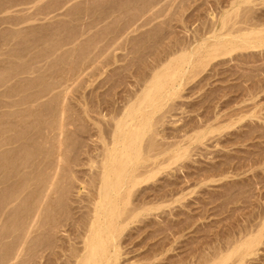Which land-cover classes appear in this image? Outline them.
<instances>
[{"label": "rangeland", "instance_id": "1", "mask_svg": "<svg viewBox=\"0 0 264 264\" xmlns=\"http://www.w3.org/2000/svg\"><path fill=\"white\" fill-rule=\"evenodd\" d=\"M262 21L264 0H0V264H64L82 245L113 116L177 63L187 70L152 118L170 149L130 204L162 207L121 232V264H198L264 228V47L237 38ZM218 41L227 47L214 52ZM41 174L56 185L30 206L61 198L53 204L62 221L28 232ZM263 233L251 264H264Z\"/></svg>", "mask_w": 264, "mask_h": 264}, {"label": "bare ground", "instance_id": "2", "mask_svg": "<svg viewBox=\"0 0 264 264\" xmlns=\"http://www.w3.org/2000/svg\"><path fill=\"white\" fill-rule=\"evenodd\" d=\"M263 16V15H262ZM261 16V17H262ZM258 18V17H257ZM261 20V19H260ZM261 22V21H260ZM263 22V21H262ZM223 23V22H222ZM253 24V23H252ZM264 24V22H263ZM251 25V24H250ZM255 25V24H254ZM259 26V25H258ZM250 27V28H249ZM242 36L237 37L241 43L247 48H260L264 47V27L251 28L249 26ZM221 28V27H220ZM239 30V29H238ZM241 30V29H240ZM263 33V34H262ZM230 34V33H229ZM221 38V36H219ZM235 38V39H237ZM208 39V38H207ZM212 39V38H211ZM218 39V38H217ZM225 39V35L222 36ZM220 39V40H221ZM234 43V41H232ZM237 42V41H236ZM231 43V42H230ZM241 45V44H240ZM214 52H221L219 49L225 46L223 41H218L214 45ZM223 46V47H222ZM227 47V46H225ZM212 48V47H211ZM213 48V49H214ZM236 48V46H235ZM212 50V49H211ZM223 50L222 52H224ZM213 52V50H212ZM104 53V52H103ZM97 55V54H96ZM103 56V55H102ZM81 57V56H80ZM177 57V56H176ZM175 58L169 61V65ZM183 56L177 57L182 60ZM91 58V57H90ZM97 58V57H96ZM163 60V59H162ZM179 60V61H180ZM90 61V60H89ZM95 61V60H94ZM177 62V61H175ZM195 63V62H194ZM188 64V63H187ZM190 64V63H189ZM76 65V64H75ZM79 65V64H78ZM84 65V64H83ZM176 65V64H174ZM181 65V64H180ZM77 66V65H76ZM179 64L174 67L171 72H164V68L154 72L150 81H147V86L143 89L136 101H133L123 112H115L113 119L116 121L113 125V130L109 140L103 141L102 159L100 161V171L97 179L99 182L94 184L95 190L93 191L92 199H90L92 207L90 209V216L83 227L80 234L81 246L72 247L71 254L64 264H121V244H119V237L121 232L129 225L132 220H136L141 211L152 209H159L162 207L160 204H152L149 207L131 206V198L135 187L141 183L145 178L155 173L157 165L161 164L157 161L158 156L165 154L169 151L170 147L158 143L156 136V129L154 124H157L152 118L154 112L159 107L161 110L162 103L169 97L179 86V79L182 77L183 68L179 69ZM186 66V65H185ZM172 67V66H171ZM170 67V68H171ZM183 67V66H182ZM88 68V67H87ZM167 69V67H166ZM165 69V70H166ZM99 70V69H98ZM187 70V69H186ZM184 70V72H186ZM79 71V70H78ZM103 71V70H102ZM84 72V71H83ZM94 74V73H93ZM185 74V73H184ZM96 75V74H95ZM146 75V74H145ZM80 77V76H79ZM77 79V78H76ZM181 81V80H180ZM186 81V80H185ZM79 83V82H78ZM114 84V83H113ZM104 86V85H103ZM78 97V96H77ZM131 98V97H130ZM171 98V97H170ZM169 98V99H170ZM77 99V98H76ZM79 99V98H78ZM61 101V100H60ZM106 102V101H105ZM52 103V102H51ZM83 103V102H82ZM56 104V103H55ZM58 104V103H57ZM128 104V103H127ZM44 105V104H43ZM114 105V104H113ZM172 105V104H171ZM42 106V105H41ZM40 106V107H41ZM76 106V105H75ZM67 107V106H66ZM112 107V105H111ZM118 108V107H117ZM169 108V107H168ZM178 108V107H177ZM176 108V110H177ZM31 109V108H30ZM33 109V108H32ZM48 109V107H47ZM63 109V108H62ZM67 109V108H66ZM91 109V108H90ZM35 110V109H34ZM37 110V109H36ZM52 110V109H51ZM110 110V109H109ZM118 110V109H117ZM167 110V109H166ZM172 110V109H171ZM40 111V110H39ZM56 111V110H55ZM78 111V110H77ZM93 111V110H92ZM111 111V110H110ZM170 111V110H169ZM63 112V111H62ZM81 112V111H80ZM158 112V109H157ZM33 113V112H32ZM58 113V112H57ZM79 113V112H78ZM29 114V113H28ZM90 114V113H89ZM119 114V115H118ZM120 114L122 116L120 117ZM34 115V114H33ZM49 116V115H48ZM26 117V116H25ZM78 117V116H77ZM163 117V116H162ZM31 118V117H29ZM171 118V117H170ZM62 119V118H61ZM78 119V118H77ZM83 119V118H82ZM81 119V120H82ZM35 120V119H34ZM38 120V119H37ZM171 120V119H170ZM46 121V120H45ZM79 121V119H78ZM203 121V120H202ZM205 121V120H204ZM208 121V120H207ZM77 122V121H76ZM86 122V121H85ZM109 122V121H108ZM42 123V122H41ZM53 123V121H52ZM55 123V122H54ZM82 123V122H81ZM163 123V122H162ZM12 124V123H11ZM16 124V123H15ZM14 124V125H15ZM109 124V123H108ZM24 125V124H23ZM34 125V123H33ZM44 125V124H43ZM18 126V125H17ZM50 126V125H48ZM76 126V125H75ZM82 126V125H81ZM90 126V125H89ZM156 126V125H155ZM21 127V126H20ZM24 127V126H23ZM62 127V126H61ZM79 127V126H78ZM91 127V126H90ZM99 127V126H98ZM197 127V126H196ZM30 128V126H29ZM35 128V127H34ZM44 128V127H43ZM81 128V127H80ZM15 129V128H13ZM78 129V128H77ZM86 129V128H85ZM23 130V129H22ZM21 130V131H22ZM48 130V129H47ZM52 130V129H51ZM66 130V129H65ZM104 130V129H103ZM188 130V129H187ZM26 131V130H25ZM108 131V130H107ZM35 132V131H34ZM45 132V130H44ZM52 132V131H51ZM65 132V131H64ZM77 132V131H76ZM50 133V132H49ZM34 134V133H33ZM44 134V133H43ZM82 134V133H81ZM168 134V133H166ZM36 135V134H35ZM55 135V134H54ZM66 135V134H65ZM90 135V134H89ZM45 136V135H44ZM70 136V133H69ZM41 137V136H40ZM54 137V136H53ZM52 137V138H53ZM73 137V136H72ZM102 137V136H101ZM148 137V139H147ZM169 137V136H168ZM37 138V137H36ZM97 138V137H96ZM95 138V139H96ZM42 139V138H41ZM47 139V138H46ZM45 139V140H46ZM56 139V138H55ZM108 139V138H107ZM44 140V138H43ZM40 141V140H39ZM167 141V140H166ZM169 141V140H168ZM44 142V141H43ZM83 142V141H82ZM51 143V142H50ZM62 143V142H61ZM168 143V142H167ZM28 144V143H26ZM44 144V143H43ZM68 144V143H67ZM81 144V143H80ZM42 145V144H41ZM184 145V144H183ZM31 146V145H30ZM33 146V145H32ZM57 146V145H56ZM55 146V147H56ZM66 146V145H65ZM77 146V145H76ZM179 147V144L177 145ZM23 147V146H22ZM66 148V147H65ZM28 149V148H26ZM91 149V148H90ZM35 150V149H34ZM54 151V150H53ZM21 152V151H20ZM91 152V151H90ZM18 153V152H17ZM63 153V152H62ZM78 153V152H76ZM44 154V153H43ZM12 155V154H11ZM29 155V154H28ZM45 155V154H44ZM94 155V154H93ZM172 155V154H171ZM183 154H178V156ZM31 156V155H30ZM75 156V155H74ZM175 156V155H174ZM177 156V157H178ZM12 157V156H11ZM32 157V156H31ZM63 157V156H62ZM72 157V156H71ZM17 158V157H16ZM19 158V157H18ZM17 158V159H18ZM22 159V158H21ZM4 160V159H3ZM55 161V160H54ZM169 161V160H168ZM7 162V160H6ZM65 162V161H64ZM82 162V161H81ZM157 162L159 164H157ZM9 163V162H8ZM81 164V163H80ZM79 164V165H80ZM5 165V163H4ZM14 165V164H13ZM65 165V164H63ZM67 165V164H66ZM62 166V165H61ZM70 166V165H69ZM56 167V166H55ZM54 167V168H55ZM29 168V167H28ZM71 169V168H70ZM59 170V169H56ZM30 171V170H29ZM72 171V170H71ZM56 172V171H55ZM59 172V171H58ZM27 173V172H26ZM30 173V172H29ZM49 174V173H48ZM51 174V173H50ZM58 174V173H57ZM41 174L40 188L35 189L37 192L30 194L28 197L27 215L24 220L27 231L30 232L35 224L37 229L42 230L52 226L59 227L58 224H53V221L58 219L60 214L57 210L54 211L57 202L48 201L47 205L39 206L34 209L30 205L35 198V194L41 192V195L36 194V197L43 196V192L47 191L52 185L51 177ZM65 174L64 176H66ZM77 175V174H76ZM28 176V175H27ZM39 176V175H38ZM46 176V177H45ZM71 177V176H70ZM74 177V176H73ZM94 177V176H93ZM153 177V176H152ZM50 178V179H48ZM69 178V177H68ZM62 179V178H61ZM53 180V179H52ZM92 180V179H91ZM94 180V179H93ZM60 181V180H59ZM74 181V180H73ZM26 182V181H25ZM42 182V183H41ZM64 182V181H63ZM69 182V181H68ZM86 183V182H85ZM66 184V183H65ZM64 184V185H65ZM93 185V184H92ZM17 186V185H16ZM60 186V185H59ZM68 186V185H67ZM151 186V185H150ZM169 186V185H168ZM26 187V186H25ZM61 188V186H60ZM67 188V187H66ZM184 188V187H183ZM65 189H63L64 191ZM72 190V189H71ZM31 192V191H30ZM65 192V191H64ZM61 192V193H64ZM178 192V191H177ZM46 193V192H45ZM161 193V192H160ZM34 194V195H33ZM29 195V194H28ZM63 195V194H62ZM146 195V194H145ZM154 195V194H153ZM156 196V195H155ZM163 196V195H162ZM173 196V195H172ZM86 197V196H85ZM138 197V196H137ZM88 198V196H87ZM40 200L39 198H37ZM36 199V200H37ZM43 199V198H42ZM50 200V199H49ZM138 200V199H137ZM149 201V199H147ZM168 200V199H167ZM26 201V202H27ZM41 201V200H40ZM154 201V200H153ZM25 202V203H26ZM42 202V201H41ZM58 203L54 205L53 203ZM63 202V201H61ZM134 202V201H133ZM137 202V201H136ZM141 202V201H140ZM147 202V201H146ZM151 202V200H150ZM34 203L33 205H35ZM39 204V203H38ZM32 205V206H33ZM42 205V204H41ZM146 205V204H145ZM170 206V204H168ZM131 206V207H130ZM89 208V207H88ZM66 210V209H65ZM62 211V210H61ZM86 211V210H85ZM148 212V211H147ZM168 212V211H167ZM19 213V212H18ZM14 215V214H13ZM71 215V214H70ZM60 216V215H59ZM83 216V215H82ZM16 217V216H15ZM58 217V218H57ZM156 217V216H155ZM65 218V217H64ZM143 219V218H142ZM147 219V218H146ZM17 220V219H16ZM67 220V219H66ZM86 220V219H85ZM58 221H62L58 219ZM164 222V221H163ZM21 223V222H20ZM52 223V224H51ZM66 223V222H65ZM173 223V222H172ZM51 224V225H50ZM83 224V223H82ZM21 225V224H20ZM49 225V226H48ZM157 225V224H156ZM174 225V224H173ZM20 227V226H19ZM55 227V228H56ZM75 227V226H74ZM48 228V229H49ZM54 228V227H53ZM54 228V229H55ZM52 227L51 231H54ZM82 229V228H81ZM264 228H260L257 233L254 231H247L249 233L242 234L239 239H231L226 245V249L218 246L213 249V252L204 255L198 264H248L251 261L250 256L257 253L258 247L263 242L259 238ZM46 230V229H45ZM48 230V231H50ZM36 231V230H35ZM47 232V235H52L54 232ZM165 231V230H164ZM25 232V230H24ZM45 232V231H44ZM80 232V231H79ZM168 232V231H167ZM27 233V232H26ZM151 233V232H150ZM24 234V233H23ZM28 234V233H27ZM32 234V232L30 233ZM36 234V233H35ZM39 234V233H38ZM41 234V232H40ZM156 234V233H155ZM161 234V233H160ZM175 234V233H174ZM55 235V234H54ZM72 235V234H71ZM170 235V234H169ZM168 235V236H169ZM264 235V233H263ZM19 236V235H18ZM36 236V235H35ZM40 236V237H38ZM39 241L45 239L43 234L38 235ZM45 238H44V237ZM176 236V235H175ZM247 236V237H246ZM43 237V239H41ZM49 237V236H48ZM47 237V238H48ZM26 238V236L24 237ZM31 238V239H29ZM27 241V248L33 249V243H36L34 237L29 236ZM55 238V237H54ZM72 238V237H71ZM74 238V237H73ZM161 238V237H160ZM21 239V238H20ZM41 239V240H40ZM50 239V238H49ZM164 239V238H163ZM53 240V239H52ZM165 240V239H164ZM25 241V240H24ZM35 241V242H34ZM45 241V240H44ZM43 241V242H44ZM18 242V241H17ZM42 242V243H43ZM48 242V241H47ZM50 242V241H49ZM63 242V241H62ZM20 243V241H19ZM18 243V244H19ZM10 244V243H9ZM12 244V243H11ZM21 244V243H20ZM23 244V242H22ZM21 244V245H22ZM44 244V243H43ZM14 245V244H13ZM15 246V245H14ZM18 246V245H17ZM38 246V244H37ZM35 246V247H37ZM46 246V245H45ZM137 246V245H136ZM150 246V245H149ZM158 246V245H157ZM11 247V246H10ZM165 247V246H164ZM179 247V246H178ZM13 247H11L12 250ZM54 249V248H53ZM39 250V249H37ZM66 250V249H65ZM151 250V249H150ZM157 250V249H156ZM164 250V249H163ZM180 250V249H179ZM16 251V250H15ZM159 251V250H158ZM17 252V251H16ZM38 253V252H36ZM16 254V253H15ZM62 254V253H61ZM160 254V253H159ZM159 254H156L155 259L158 260ZM25 255V254H24ZM42 255V254H41ZM172 255V254H171ZM57 256V255H56ZM151 256V255H150ZM12 257V255H11ZM16 257V256H15ZM145 257V256H144ZM62 258V257H61ZM138 258V257H137ZM149 259V258H148ZM166 259V258H165ZM175 259V258H174ZM178 259V258H177ZM184 259V258H183ZM30 260V259H29ZM53 260V259H52ZM163 260V258H162ZM180 260V259H179ZM178 260V261H179ZM31 261V260H30ZM62 261V260H61ZM26 263V262H25ZM56 263V262H55ZM163 263V262H162ZM173 263V262H171ZM15 264V263H14ZM44 264V263H43ZM63 264V263H62ZM146 264V262H145ZM251 264V263H250Z\"/></svg>", "mask_w": 264, "mask_h": 264}]
</instances>
